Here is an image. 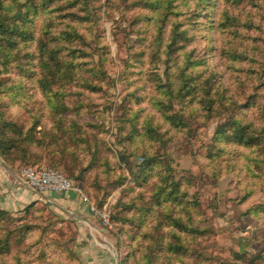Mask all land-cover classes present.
I'll use <instances>...</instances> for the list:
<instances>
[{
    "label": "rangeland",
    "instance_id": "obj_1",
    "mask_svg": "<svg viewBox=\"0 0 264 264\" xmlns=\"http://www.w3.org/2000/svg\"><path fill=\"white\" fill-rule=\"evenodd\" d=\"M0 264H264V0H0Z\"/></svg>",
    "mask_w": 264,
    "mask_h": 264
},
{
    "label": "built area",
    "instance_id": "obj_2",
    "mask_svg": "<svg viewBox=\"0 0 264 264\" xmlns=\"http://www.w3.org/2000/svg\"><path fill=\"white\" fill-rule=\"evenodd\" d=\"M26 175L31 186H33L36 191L57 193L72 191L74 193H81V189L74 185L69 178L53 169H48L39 173L29 171L26 172ZM83 199L85 198L83 197Z\"/></svg>",
    "mask_w": 264,
    "mask_h": 264
},
{
    "label": "crops",
    "instance_id": "obj_3",
    "mask_svg": "<svg viewBox=\"0 0 264 264\" xmlns=\"http://www.w3.org/2000/svg\"><path fill=\"white\" fill-rule=\"evenodd\" d=\"M48 197H52L54 199L62 200L66 205H75L78 206L79 202L77 200L76 194L73 192H64V193H57V192H50L47 194Z\"/></svg>",
    "mask_w": 264,
    "mask_h": 264
},
{
    "label": "trees",
    "instance_id": "obj_4",
    "mask_svg": "<svg viewBox=\"0 0 264 264\" xmlns=\"http://www.w3.org/2000/svg\"><path fill=\"white\" fill-rule=\"evenodd\" d=\"M233 124H235V125H237L238 124V122L236 121V120H233ZM235 138L237 139V140H241L242 139V137L239 135V132H237V134H235ZM72 192V191H71ZM74 193V192H73ZM75 194V193H74ZM77 196V195H76ZM186 203H187V205H188V207L189 206H191V205H195L196 204V201L195 200H186ZM190 208V207H189ZM189 208L187 209V210H185V213H188V210H189ZM190 218V216H189V214H188V219Z\"/></svg>",
    "mask_w": 264,
    "mask_h": 264
}]
</instances>
